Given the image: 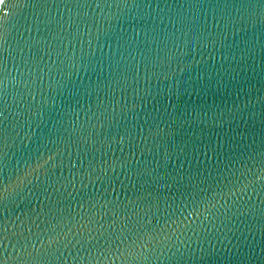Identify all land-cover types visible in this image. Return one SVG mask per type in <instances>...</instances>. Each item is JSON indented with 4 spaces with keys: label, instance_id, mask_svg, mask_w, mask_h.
Listing matches in <instances>:
<instances>
[{
    "label": "water",
    "instance_id": "water-1",
    "mask_svg": "<svg viewBox=\"0 0 264 264\" xmlns=\"http://www.w3.org/2000/svg\"><path fill=\"white\" fill-rule=\"evenodd\" d=\"M0 264H264V0H0Z\"/></svg>",
    "mask_w": 264,
    "mask_h": 264
}]
</instances>
